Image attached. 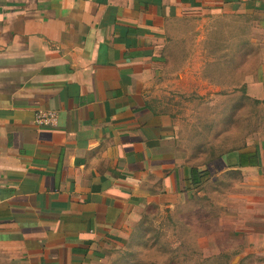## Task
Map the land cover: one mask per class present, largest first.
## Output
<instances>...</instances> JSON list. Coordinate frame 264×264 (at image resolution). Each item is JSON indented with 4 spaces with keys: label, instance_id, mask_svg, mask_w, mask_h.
Returning <instances> with one entry per match:
<instances>
[{
    "label": "crops",
    "instance_id": "obj_1",
    "mask_svg": "<svg viewBox=\"0 0 264 264\" xmlns=\"http://www.w3.org/2000/svg\"><path fill=\"white\" fill-rule=\"evenodd\" d=\"M227 18L253 22L242 83L260 99L264 0H0V264H103L148 207L227 173L241 178L232 262L264 264V143L193 166L162 93L215 81L221 58L179 42ZM194 169L208 171L198 188Z\"/></svg>",
    "mask_w": 264,
    "mask_h": 264
},
{
    "label": "rangeland",
    "instance_id": "obj_2",
    "mask_svg": "<svg viewBox=\"0 0 264 264\" xmlns=\"http://www.w3.org/2000/svg\"><path fill=\"white\" fill-rule=\"evenodd\" d=\"M253 26L248 18L214 20L203 33L179 42L185 47L194 42L197 57L206 52L207 58L228 66L207 71L215 79L210 85L200 79L194 88L175 82L162 92L172 105L181 148L193 166L264 143V96L249 97L242 83L257 60ZM257 37L261 47L264 40ZM177 54L174 58H183L187 52ZM240 179L235 173L217 175L191 197L151 205L129 241L111 249L103 264H235L229 253L235 246V187Z\"/></svg>",
    "mask_w": 264,
    "mask_h": 264
},
{
    "label": "trees",
    "instance_id": "obj_3",
    "mask_svg": "<svg viewBox=\"0 0 264 264\" xmlns=\"http://www.w3.org/2000/svg\"><path fill=\"white\" fill-rule=\"evenodd\" d=\"M237 149H233V150H230L228 152L229 153H233V152H236ZM219 157V156H218ZM258 158V153L257 151H254V152H248V153H244L242 155V157L240 158V162H242V160H247L249 161L250 163H252L251 161L253 160L255 163L256 160ZM208 175V171H203V172H200L198 171L197 169H194L192 171V182H193V185L195 187H200L201 185H203V183H205V180L204 178Z\"/></svg>",
    "mask_w": 264,
    "mask_h": 264
},
{
    "label": "built area",
    "instance_id": "obj_4",
    "mask_svg": "<svg viewBox=\"0 0 264 264\" xmlns=\"http://www.w3.org/2000/svg\"><path fill=\"white\" fill-rule=\"evenodd\" d=\"M58 120L56 112L39 111L36 115V122L41 126H55Z\"/></svg>",
    "mask_w": 264,
    "mask_h": 264
}]
</instances>
